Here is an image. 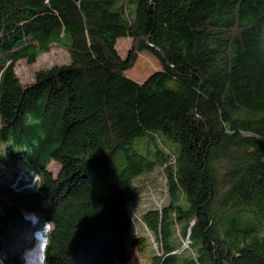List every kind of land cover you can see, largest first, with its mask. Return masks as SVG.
Listing matches in <instances>:
<instances>
[{"label": "trees", "instance_id": "obj_1", "mask_svg": "<svg viewBox=\"0 0 264 264\" xmlns=\"http://www.w3.org/2000/svg\"><path fill=\"white\" fill-rule=\"evenodd\" d=\"M54 45L71 62L24 85L16 65ZM144 51L161 69L139 82L125 72ZM9 134L43 176L0 170L3 264H23L45 221L48 264H126L128 239L146 245L137 221L152 264H264V0H0ZM157 167L161 199L138 214Z\"/></svg>", "mask_w": 264, "mask_h": 264}, {"label": "rangeland", "instance_id": "obj_2", "mask_svg": "<svg viewBox=\"0 0 264 264\" xmlns=\"http://www.w3.org/2000/svg\"><path fill=\"white\" fill-rule=\"evenodd\" d=\"M131 41L132 40L130 37H121L118 39L117 48L123 58L127 57L128 55ZM70 62L71 58L69 52L62 46L54 45L48 52L42 54L36 63L30 64L25 60L19 62L16 65V73L24 85H29L34 81L37 71L41 69H49L54 65L68 64ZM159 69H161V64L157 57H155L150 51H144L141 53L136 64L132 68L126 70L125 73L129 78H132L139 82H143ZM175 145L179 146L177 143ZM136 148L141 153H145V151L140 148V146L137 145ZM151 148H155V145H153V143L151 144ZM49 168L57 173L60 165H57L54 162ZM3 169L7 170L10 179H17L18 175L21 174L20 171H17V169L21 170L22 175L24 176L26 181H31L33 179V172H37L38 176H43V170L38 167L31 166L23 155H7L5 159L0 160V170ZM142 177L149 180V186L152 190H154V194L149 197L152 192H149V194L147 192H144V196H142L138 200V214H140V211L144 208L152 206L154 197H156L158 201H160L161 199L159 190L162 187V175L159 167L155 169V172L146 174ZM135 225L138 227V230L144 231L143 236L146 238V245L143 249H140L135 245L130 244L132 241L131 239H128L127 242L128 250L130 252V258L126 264H152V256L154 252H158L159 249L156 247V243L154 242L152 235L149 234L145 226H143V224L141 225L139 221L135 222ZM136 226H132V231Z\"/></svg>", "mask_w": 264, "mask_h": 264}, {"label": "clouds", "instance_id": "obj_3", "mask_svg": "<svg viewBox=\"0 0 264 264\" xmlns=\"http://www.w3.org/2000/svg\"><path fill=\"white\" fill-rule=\"evenodd\" d=\"M26 124L38 123L37 120L29 116L25 120ZM15 138L9 134L6 137L0 138V160L5 159L8 155L9 149L17 152H26V149L17 150ZM37 172H33V186L39 187L41 184H37L35 176ZM25 219L29 220L34 225L39 224V217L35 213H24ZM53 226L50 221H45L42 227L38 228L33 233V243L31 247L23 250L22 262L23 264H48V250L51 243V233ZM0 264H3V257L0 256Z\"/></svg>", "mask_w": 264, "mask_h": 264}]
</instances>
